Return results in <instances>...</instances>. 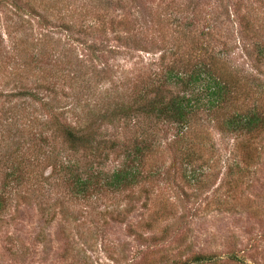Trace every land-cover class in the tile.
<instances>
[{
    "label": "rangeland",
    "instance_id": "374dc122",
    "mask_svg": "<svg viewBox=\"0 0 264 264\" xmlns=\"http://www.w3.org/2000/svg\"><path fill=\"white\" fill-rule=\"evenodd\" d=\"M177 20L193 37L174 40ZM201 31L255 85L239 105L264 109V0H0V264H264V130L236 137L201 114L197 182L183 175L187 143L162 123L137 124L155 132L151 181L79 198L56 164L65 112L102 141L98 157L66 150L77 173L117 167L139 134L106 115L166 69L170 44Z\"/></svg>",
    "mask_w": 264,
    "mask_h": 264
},
{
    "label": "trees",
    "instance_id": "16d2710c",
    "mask_svg": "<svg viewBox=\"0 0 264 264\" xmlns=\"http://www.w3.org/2000/svg\"><path fill=\"white\" fill-rule=\"evenodd\" d=\"M174 28L175 33L172 37L174 40L177 39V42H183L192 36L194 27L190 21L177 20ZM198 35L199 40L186 48L184 45L174 48L170 44L161 56L162 60L172 58L166 69L153 77H141L134 86L131 101L117 103L116 108L106 115V118L127 122L125 126L133 122L130 124L137 126L139 134L130 146L125 147L121 153L120 164L111 171L105 173L98 171L90 175L87 173L85 176L78 174L77 162L65 157L66 150L77 153L89 152L98 157L96 154L101 153L103 149L99 148L102 141L95 138L92 130L85 129L81 122L75 121L72 125L64 122L62 117L65 112L54 115L53 132L64 146L57 156L56 164L59 171L67 175L68 186L75 197L89 199L103 192H120L151 181L155 177L158 171L153 170L150 164L155 151L151 136L155 132L140 130L138 123L151 124L153 127L162 123L175 127L174 142L187 143L184 147L183 175L188 182H197V174L200 171L198 166L193 165L199 160L195 149L197 142L193 137L196 131H200L195 127H198L197 124L202 120L201 114H205L208 119L212 118L216 122V128L221 132L236 137L244 136L249 139L263 132L262 106L239 105L252 91L254 92L255 85H247L235 78L233 71L227 67V62L220 56V52H216L208 43V32L201 31ZM76 85V88H80ZM177 88L179 90L174 91ZM255 94L258 95V90ZM18 96L28 97L22 91H18L15 97ZM23 109L20 107L19 110ZM68 109L70 113L76 110L75 106ZM109 148L111 150L114 146ZM246 155H250L249 151ZM18 178L19 176L16 180ZM4 203L5 198L0 196V212ZM192 260L200 263L211 260V257L200 254L195 255Z\"/></svg>",
    "mask_w": 264,
    "mask_h": 264
}]
</instances>
